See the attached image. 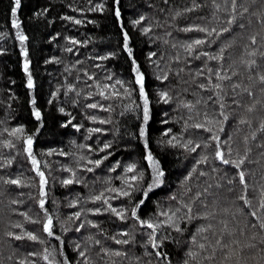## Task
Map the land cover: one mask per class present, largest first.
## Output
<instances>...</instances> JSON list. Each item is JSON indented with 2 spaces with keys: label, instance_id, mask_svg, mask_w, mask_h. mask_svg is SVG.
<instances>
[{
  "label": "trees",
  "instance_id": "1",
  "mask_svg": "<svg viewBox=\"0 0 264 264\" xmlns=\"http://www.w3.org/2000/svg\"><path fill=\"white\" fill-rule=\"evenodd\" d=\"M13 5L0 0V264H264V0H237L235 11L232 0H21L15 16ZM133 59L149 99L147 148ZM217 144L225 159L246 157L240 169L216 158ZM148 152L164 176L145 198Z\"/></svg>",
  "mask_w": 264,
  "mask_h": 264
},
{
  "label": "snow or ice",
  "instance_id": "2",
  "mask_svg": "<svg viewBox=\"0 0 264 264\" xmlns=\"http://www.w3.org/2000/svg\"><path fill=\"white\" fill-rule=\"evenodd\" d=\"M115 3H116L117 5H119L120 0H115ZM20 7H21V0H14V5H13V7L11 8V14H12L13 16H15V15L17 14V11L20 9ZM101 7H102V6H99V5L97 6V8H101ZM236 7H237V0H232V9H233V11H235ZM190 10H191V9H189V11H190ZM244 11L247 12L248 9L245 8ZM120 15H121L120 8H119V7H116V8H115V16H116L117 18H119ZM143 19H144V17L141 16L139 20L133 21V23H134V24H140V22H141ZM234 21H235V16H233L232 19L228 20V24L231 25V24L234 23ZM76 23H80V21L77 20ZM13 24H14L15 27L19 28V23H18V22L13 21ZM240 27H243V25H240ZM192 30H193V29H191V28H186V29H184V31H192ZM196 30L201 31V32H207L208 35H211L212 32H215V31H216L215 29H212V31L209 32V30H208L207 28H198V29H196ZM144 31H145V32H148L149 29L146 28V29H144ZM221 31H222V32H229L230 29H229V28H223V29H221ZM123 38H124V45H123V47H124V49L127 50L128 55L131 57V56H132V49L129 47V44H128V41H129V35H128L127 32H124V33H123ZM25 39H26L25 36L20 35V40H21L22 42H23ZM253 42H255V37H253ZM204 43H205V41L202 40V39H197V40H195V41L193 42V44H194V45H197V46H198V45H202V44H204ZM193 44H189V45L187 46L189 50H191V49L193 48ZM70 50H71V49H69V51H70ZM221 52H223V49H221ZM23 54H24V56H25V61H24V71H25L26 73H28V72H29V61L27 60V51L24 50ZM114 55H115V53H110V54H109V56H114ZM150 55H154V53H152V54H150ZM203 55L207 56L208 53H203ZM108 58H109L108 56L101 57V59H108ZM221 58H222V57H211V59H221ZM132 63H133V65H134V67H133V71H134L135 74H136V76H135V81H134V82H135V84H137V85L139 86V95H140V97H141L142 100H143V108H142L143 127L140 128V130H139V135H140L141 137L145 138V139H144V146H145V148H147V146H148V141H147L148 128H147V126H148V122H149V120L151 119V115H150V108H149V99H148V95H147V93H146V91H145V83H144V81H145V76H144V73L140 71V66L136 64V61H135L134 59H133ZM251 63L254 65V64H255V61H252ZM259 79H260L262 82H264V75H261ZM117 83H120V82L118 81ZM27 86H28V88H30V89L34 87L33 80H32V76H31L30 73L28 74V83H27ZM215 87L219 88L220 85L217 84V85H215ZM161 97L165 100V102H167L168 94H167L166 92L161 93ZM32 103H33V106H35V100H34V99H33ZM89 107H93V108H95V107H97V105H96V104H92V105H89ZM250 110H251V109H250ZM60 111L63 112L64 110H63V109H60ZM33 114H34V116L36 117L37 120H40V119H41V113H40L39 110H36V109L34 108V112H33ZM224 119L227 120L228 117L225 116ZM242 123H243V121H242ZM195 127H196V128H204V125H203V124H197V125H195ZM205 130L208 131V132H211V131H212L211 128H207V129H205ZM261 130L264 131V124L261 125ZM95 131H99V129H96ZM18 132H23V129H21V128H17V129H15V130L13 131V135H15V134L18 133ZM173 139H175V138L173 137ZM211 139L214 140V141H219V136H215V135H214V136L211 137ZM168 143L171 144V143H172V140H169ZM188 143L191 144V141H189ZM26 144H27L26 151L28 152L29 155H31V146H32V137H31V136L27 137V139H26ZM108 147H110V145H107V144H106V145H105V148H108ZM185 147H187V145H185ZM196 147H199V145H197ZM191 151L195 152V151H196V148H192ZM215 156H216L217 159L221 160L224 164H233L237 169H240L241 165L245 162V159H246V157H245L244 159H240L238 162H237V161H231V160H229V159H225V158H224V153L219 149V144H217V151H216V153H215ZM146 159H147V161L149 162L150 166L152 167V170H153V172H154V179H153V182H152L150 185H148L147 189L143 191V196H144L145 198L148 197L149 192H151L153 188L158 187L161 183H163L162 178H163V176H164V172L160 169L159 161H157V160L154 159V157L152 156V153H151V152H148V153H147ZM205 160H206V158H205ZM32 163H33V165H38V161L35 159V157L32 158ZM95 163H96L97 165H99V164L101 163V161L98 160V161H96ZM134 169H135V165H131V166L128 167L127 171L132 172ZM89 171H91V169H89ZM37 174H38L39 177H40L41 189H42V191H41V195L43 196V195L45 194V193L43 192V186L47 183V181H46V179H45L44 173H43V172H40L39 169H38V167H37ZM189 175H191V174H189ZM238 176H239V181H240V183H241L242 185H244L245 192H247V184H246V182H245V172L242 171V170L239 171V172H238ZM131 179H132L133 181H136V180H138V179H142V176L139 177V178H138L137 176H132ZM9 182L12 183V184H19V183H20L19 180H11V181H9ZM72 182H73V181H72L71 179H68V180L63 181L64 184H71ZM126 183H127V182H126ZM113 191H116V190L114 189ZM120 194H121L122 196H129V195H130V193H129L128 191H123V192H121ZM261 195H262V199H261V202H260V207H261V208H264V191H262V194H261ZM95 199L99 200V199H101V197L97 196ZM173 199H175V197H173ZM239 199L243 200L244 203H245V205L250 204V201L247 199V196H246V195H242V196H240ZM143 203H144V200L141 199V200L139 201V204H137L136 207L138 208L139 205H142ZM40 206H41V207L44 206V200H43V199L40 201ZM109 209H110L112 212H114L117 216H120L121 218H123V211H117L115 208H111V205H109ZM97 211H99V210H97ZM189 211H190V209H189ZM76 215L79 216V213H77ZM162 215H167V213H162ZM173 215H175V214L173 213ZM251 215H252L253 217H256V216H257V213H256L255 211H253V212H251ZM132 216H133V217H136V208H133V209H132ZM140 222H141V224H145L148 228H151V229H153L154 231H155L156 228L159 227V225H154V224H152V223H150V222H148V221H140ZM172 222H173V221H172V217L170 216V217L168 218V223H172ZM260 227H261V228H264V222H262V223L260 224ZM44 231L47 232L48 235H50V236L53 235L51 218H49V219H48V222L44 225ZM177 231H180V229L177 228ZM200 231H204V229H200ZM26 235H27V238L30 239V240H37V239H38V237H37L36 235H34L33 233H31V232L26 233ZM15 238L18 239V240H19V239H24V237H22V236H17V237H15ZM150 239H151L152 247H153V248H157L159 245L157 244L156 240H155L154 238H150ZM116 242H117V243H128L127 240H125V241H116ZM200 247L203 248L204 245L201 244ZM159 254H160V253H157V255H159ZM81 255L83 256L84 254L81 253ZM115 255H120V253L117 252V253H115ZM44 258H45L46 260L48 259L47 256H45ZM49 264H51V262H49Z\"/></svg>",
  "mask_w": 264,
  "mask_h": 264
}]
</instances>
